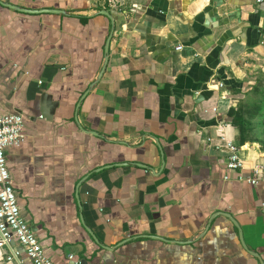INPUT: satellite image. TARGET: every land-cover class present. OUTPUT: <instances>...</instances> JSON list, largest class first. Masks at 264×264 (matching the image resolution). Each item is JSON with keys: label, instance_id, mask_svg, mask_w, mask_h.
I'll list each match as a JSON object with an SVG mask.
<instances>
[{"label": "crops", "instance_id": "obj_1", "mask_svg": "<svg viewBox=\"0 0 264 264\" xmlns=\"http://www.w3.org/2000/svg\"><path fill=\"white\" fill-rule=\"evenodd\" d=\"M124 1L0 0L22 216L57 264H264V181L240 179L264 140L241 144L229 118L264 93V0ZM219 125L244 170L227 168ZM13 246L0 264H33Z\"/></svg>", "mask_w": 264, "mask_h": 264}, {"label": "built area", "instance_id": "obj_2", "mask_svg": "<svg viewBox=\"0 0 264 264\" xmlns=\"http://www.w3.org/2000/svg\"><path fill=\"white\" fill-rule=\"evenodd\" d=\"M261 0H258L260 2ZM125 1L122 0V5ZM119 9V7H116ZM178 46L177 49H181ZM224 88V83L219 84ZM217 108H214L216 111ZM218 131L227 148L226 166L233 170H244L245 162L240 154L241 147L224 133L223 127L219 125ZM26 137L25 122L22 114L12 113L0 116V251L9 249L5 252L4 259L13 262L19 259V251L13 246L17 242L22 246L31 259L33 264H57L49 258L43 248V245L36 235L33 228L22 216L21 207L18 201L17 192L10 171L7 166L6 149L10 146L20 145ZM212 138H208L211 144ZM252 185H257L264 181V164L255 165L248 176H240ZM70 261L66 264H78L73 261L74 256H70Z\"/></svg>", "mask_w": 264, "mask_h": 264}, {"label": "trees", "instance_id": "obj_3", "mask_svg": "<svg viewBox=\"0 0 264 264\" xmlns=\"http://www.w3.org/2000/svg\"><path fill=\"white\" fill-rule=\"evenodd\" d=\"M262 94L264 95V93ZM263 105L264 104L256 105L254 108L249 109L244 107V105L241 103L237 107L231 108V114L229 118H231L230 121L236 126H238L240 129L241 144L245 143L248 138L251 142H253L254 139H259L252 135V131L254 130V124L251 122V119L261 116L263 114Z\"/></svg>", "mask_w": 264, "mask_h": 264}, {"label": "rangeland", "instance_id": "obj_4", "mask_svg": "<svg viewBox=\"0 0 264 264\" xmlns=\"http://www.w3.org/2000/svg\"><path fill=\"white\" fill-rule=\"evenodd\" d=\"M263 87V86H262ZM248 91L247 98H248V107L249 109L254 108L258 104H264V95L261 94L260 99L258 92H251ZM246 98V99H247ZM263 111H264V105H263ZM251 122L254 124V130L252 131V135L256 138H259L260 140H264V112L261 116L255 117L251 119Z\"/></svg>", "mask_w": 264, "mask_h": 264}, {"label": "water", "instance_id": "obj_5", "mask_svg": "<svg viewBox=\"0 0 264 264\" xmlns=\"http://www.w3.org/2000/svg\"><path fill=\"white\" fill-rule=\"evenodd\" d=\"M6 6H9L11 8H14L20 12H25V13H45V12H51V13H58V14H61L63 13L64 11L63 10H60V9H53V8H41V9H31V8H26V7H20L18 5H15V4H12V3H8V4H5ZM103 14H105L106 16L110 17L111 18V13L107 10H102L101 11ZM112 36V34H111ZM110 38L107 40V43H106V52L109 51V44H110Z\"/></svg>", "mask_w": 264, "mask_h": 264}]
</instances>
